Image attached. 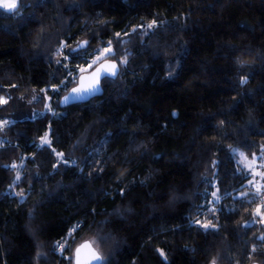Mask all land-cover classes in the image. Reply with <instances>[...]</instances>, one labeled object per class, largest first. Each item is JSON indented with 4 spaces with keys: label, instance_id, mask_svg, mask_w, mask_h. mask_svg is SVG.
Returning a JSON list of instances; mask_svg holds the SVG:
<instances>
[{
    "label": "trees",
    "instance_id": "16d2710c",
    "mask_svg": "<svg viewBox=\"0 0 264 264\" xmlns=\"http://www.w3.org/2000/svg\"><path fill=\"white\" fill-rule=\"evenodd\" d=\"M106 60L101 96L61 107ZM262 159L264 0L0 11V264L89 240L101 264H264Z\"/></svg>",
    "mask_w": 264,
    "mask_h": 264
},
{
    "label": "water",
    "instance_id": "95a60500",
    "mask_svg": "<svg viewBox=\"0 0 264 264\" xmlns=\"http://www.w3.org/2000/svg\"><path fill=\"white\" fill-rule=\"evenodd\" d=\"M86 47L85 42H81L77 49ZM115 66L114 68L112 66ZM119 68L114 61H103L96 65L90 72L82 73L74 87L60 99V106L67 107L78 103H85L102 94L101 82L105 79H115L118 76ZM87 245V247H84ZM79 250V251H78ZM95 257H99L96 259ZM74 264H101V258L88 242L78 246L73 255Z\"/></svg>",
    "mask_w": 264,
    "mask_h": 264
},
{
    "label": "rangeland",
    "instance_id": "374dc122",
    "mask_svg": "<svg viewBox=\"0 0 264 264\" xmlns=\"http://www.w3.org/2000/svg\"><path fill=\"white\" fill-rule=\"evenodd\" d=\"M4 3H11V0H0V11H5V12H11L13 11L17 5H18V0H16V7L15 8H5L2 5ZM106 51L102 52V56L106 55ZM88 67L85 66H81L78 70L79 73H81L83 70H86ZM246 165L248 166L249 171L252 174V182H251V186L253 188H255V190L258 192L260 191H264V180H262L264 178V159L261 160L260 163L257 162H251V163H246ZM261 179V180H260ZM90 245L94 246L93 241L89 240Z\"/></svg>",
    "mask_w": 264,
    "mask_h": 264
},
{
    "label": "snow or ice",
    "instance_id": "6c2138e0",
    "mask_svg": "<svg viewBox=\"0 0 264 264\" xmlns=\"http://www.w3.org/2000/svg\"><path fill=\"white\" fill-rule=\"evenodd\" d=\"M2 6L5 8H9V9L15 8L16 7V0H11V3H4ZM112 67L114 68L115 66L113 65ZM84 247H87V245H85ZM95 258L99 259V257H95Z\"/></svg>",
    "mask_w": 264,
    "mask_h": 264
}]
</instances>
